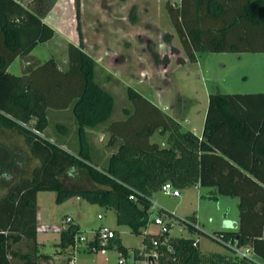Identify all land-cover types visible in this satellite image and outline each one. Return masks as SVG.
<instances>
[{
  "label": "trees",
  "instance_id": "trees-1",
  "mask_svg": "<svg viewBox=\"0 0 264 264\" xmlns=\"http://www.w3.org/2000/svg\"><path fill=\"white\" fill-rule=\"evenodd\" d=\"M56 2L33 0L27 5L0 0V129L22 135L30 156L39 160L29 175H21L28 170L27 153L0 141V264H38L39 259L52 257L41 251L38 240L40 191H56L59 201L79 197L112 208L119 224L142 233L155 211L153 194L168 182L176 191L210 187L208 197L214 200L237 197L238 226L214 231L211 237L227 248L236 242L250 248V255H238L237 264H264V176L258 161L259 154L264 155V92H213L203 133L198 135L183 128L184 116L176 109L179 98L171 114L131 85L126 88L131 106L122 109L123 117L115 118L116 95L97 79V61L83 42L68 43L66 69L50 58L21 75L10 72L16 58L29 55L56 34L44 21ZM166 7L189 61H196L201 52L264 51V0L177 4L168 0ZM172 38V33L164 35L168 43ZM151 50L156 63L170 62L168 56L161 60ZM69 109L74 133L58 119L56 134L51 135L50 117ZM101 128L108 135L107 144L115 147L105 163L96 158L90 134ZM156 133L164 137L163 143L151 140ZM66 134L73 137L63 145ZM77 175L97 186L69 185L64 180ZM2 188H6L3 194ZM158 209L159 216L176 217ZM181 222L197 230L196 215ZM97 231L87 244H95L94 251L116 246L120 254L135 259L157 251L154 264H201L202 252L194 237L172 236L169 231L145 233L144 247L129 248L116 230L100 245ZM80 234L79 224L71 222L61 229L57 247H75Z\"/></svg>",
  "mask_w": 264,
  "mask_h": 264
},
{
  "label": "rangeland",
  "instance_id": "rangeland-1",
  "mask_svg": "<svg viewBox=\"0 0 264 264\" xmlns=\"http://www.w3.org/2000/svg\"><path fill=\"white\" fill-rule=\"evenodd\" d=\"M20 1L27 5L33 2ZM57 1V5L44 17V21L56 29V34L49 41L39 43L32 51L33 56L24 60L16 58L9 66L10 72L21 75L28 68L50 58L58 60L60 66L66 69L68 43L83 42L85 50L97 61V79L116 95L115 118L123 117L122 109L131 106L126 90L131 85L171 114L175 113L174 104L179 98L176 109L184 116L181 119L183 128L193 130L198 135L203 133L213 92H264V51L201 52L196 61H189L167 10L168 0ZM169 1L175 4L180 2ZM167 32L173 34L171 43L164 40ZM151 49L160 54L161 60L168 56L170 62L156 63ZM53 118L50 117L48 127L51 135L56 134L58 119L69 124L74 133L76 125L71 109L58 111ZM97 132L90 133L93 151L96 158L105 163L115 147L107 144L108 135ZM151 140L163 143L164 137L156 133ZM0 141L27 153L28 170L21 171V175H29L39 164L37 158L30 156L24 137L16 131L0 129ZM99 161L96 162L104 166ZM64 178L69 185L97 186L81 175ZM5 191L6 188H2L1 194ZM210 193V187L200 185L182 189L180 194H168L162 190L155 192L152 201L157 208L147 226L142 228V233H135L129 225L118 223L116 211L112 208L79 197L59 201L56 191H40L38 239L43 243L41 251L52 257L41 258L38 264H118L120 252L116 246H104L97 251L89 250L87 243L67 249L57 247L63 219L71 215L89 241L94 239L100 227L107 226L118 232L125 246L142 248L145 233L163 232V225L154 221L159 216L158 207L176 216L161 215L165 223L171 226L170 235L194 237L200 242L201 264H237L238 254L211 235L217 230L234 228L233 224L239 217L238 199L220 196L214 200L208 197ZM190 215H196L195 231L181 222ZM255 259L261 260L258 257Z\"/></svg>",
  "mask_w": 264,
  "mask_h": 264
},
{
  "label": "built area",
  "instance_id": "built-area-1",
  "mask_svg": "<svg viewBox=\"0 0 264 264\" xmlns=\"http://www.w3.org/2000/svg\"><path fill=\"white\" fill-rule=\"evenodd\" d=\"M172 187L171 183H165L162 186V191L168 194H176V190ZM154 208H157V205L154 204ZM154 221L157 224L163 225V232H167L171 229V226H168L162 216H157L154 218ZM73 222V217L71 215H67L66 218L63 219V226L62 228H67L69 224ZM98 238L100 245H105L111 238L115 236V230L112 228H109L107 226H102L98 229ZM90 241L84 234H80L76 237V243L75 246L78 247L82 243H89ZM89 246V245H88ZM89 248L91 250L96 249V245H90ZM231 250H233L235 253H237L240 256H246L251 254V250L247 246H239L238 243H234L231 247ZM158 257L157 251H151V252H145L143 253L142 259H135L132 256L127 257L124 254L119 255L118 264H154L155 259ZM71 264V263H70Z\"/></svg>",
  "mask_w": 264,
  "mask_h": 264
},
{
  "label": "crops",
  "instance_id": "crops-1",
  "mask_svg": "<svg viewBox=\"0 0 264 264\" xmlns=\"http://www.w3.org/2000/svg\"><path fill=\"white\" fill-rule=\"evenodd\" d=\"M58 2V1H57ZM55 5H57V3L55 4ZM55 7V6H54ZM56 30V29H55ZM70 42H72V41H70ZM74 43V42H73ZM28 56H33L32 55V52L29 54V55H27V56H23V57H18V58H21V60H24L25 59V57H28ZM28 70H29V68H28ZM25 72V71H24ZM167 109V108H166ZM94 131H96V130H93V132ZM98 132V134L99 135H102V134H104V135H107L105 132H104V128H101V129H99V130H97ZM196 133V132H195ZM71 136H68V134H66V136H65V140H63L64 142H62L63 143V145H66L68 142H69V140H71ZM258 158H259V162L260 163H263L262 164V175L264 176V155H260L259 154V156H258ZM237 198V197H236ZM238 199V198H237ZM238 203H239V200H238ZM38 205H39V203H38ZM258 208L260 207V205L258 204V206H257ZM39 209H40V205H39ZM39 222H40V218H39V210H38V233H39ZM75 222V221H74ZM238 224H239V217H238V221L237 222H235L233 225V227L234 228H236L237 226H238ZM80 226V225H79ZM81 228V227H80ZM39 240V239H38ZM40 243H41V245H43V243L41 242V241H39ZM199 247H200V249H201V245H200V242H199ZM202 251V250H201ZM202 254V253H201ZM259 258V257H258ZM260 259V258H259ZM262 260V259H261ZM261 260H258V261H261Z\"/></svg>",
  "mask_w": 264,
  "mask_h": 264
},
{
  "label": "water",
  "instance_id": "water-1",
  "mask_svg": "<svg viewBox=\"0 0 264 264\" xmlns=\"http://www.w3.org/2000/svg\"><path fill=\"white\" fill-rule=\"evenodd\" d=\"M177 193L176 194H180L181 193V191H176Z\"/></svg>",
  "mask_w": 264,
  "mask_h": 264
},
{
  "label": "clouds",
  "instance_id": "clouds-1",
  "mask_svg": "<svg viewBox=\"0 0 264 264\" xmlns=\"http://www.w3.org/2000/svg\"><path fill=\"white\" fill-rule=\"evenodd\" d=\"M161 47H163V45H161Z\"/></svg>",
  "mask_w": 264,
  "mask_h": 264
}]
</instances>
